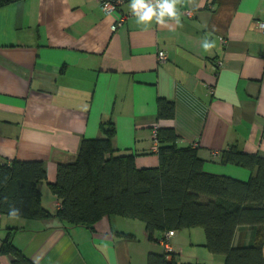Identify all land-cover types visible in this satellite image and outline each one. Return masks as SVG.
Segmentation results:
<instances>
[{
    "label": "crops",
    "instance_id": "crops-1",
    "mask_svg": "<svg viewBox=\"0 0 264 264\" xmlns=\"http://www.w3.org/2000/svg\"><path fill=\"white\" fill-rule=\"evenodd\" d=\"M129 5L123 0L126 18L116 31L99 0L0 7V163L41 160L46 180L38 189L52 213L57 165L75 160L82 139L103 137L107 121L113 148L134 155L137 168L158 166V128H172L181 148L195 146L207 173L251 177L220 162L230 146L264 157V0H181L180 25L153 20L146 29ZM205 38L215 42L209 52ZM160 98L174 103L172 119L157 118ZM9 229L36 264H146L148 253L168 249L178 262L224 263L205 247L200 227L174 231L164 244L161 232L148 239L137 219L105 216L91 230L0 214V244ZM255 229L237 228L234 245L252 244Z\"/></svg>",
    "mask_w": 264,
    "mask_h": 264
},
{
    "label": "trees",
    "instance_id": "trees-1",
    "mask_svg": "<svg viewBox=\"0 0 264 264\" xmlns=\"http://www.w3.org/2000/svg\"><path fill=\"white\" fill-rule=\"evenodd\" d=\"M22 0H0V7ZM174 103L160 98L157 118L172 119ZM103 137L82 139L76 158L57 165L56 179L49 184L58 200L52 213L41 201L38 184L46 180L41 160H11L0 163V214L9 216L14 205L18 217L39 220L56 217L64 227L94 225L105 216L137 219L148 239L161 232L200 227L205 247L224 257L223 264H264V157L230 146L222 152V164H234L253 173L246 180L207 173L197 149L177 146L172 128L155 130L158 166L137 168L132 154L113 148L115 128L111 121L100 124ZM241 226L255 227L254 241L235 246ZM13 229L1 240L0 256L11 264H36L12 242ZM146 264H199L178 262L174 252L148 253Z\"/></svg>",
    "mask_w": 264,
    "mask_h": 264
},
{
    "label": "clouds",
    "instance_id": "clouds-1",
    "mask_svg": "<svg viewBox=\"0 0 264 264\" xmlns=\"http://www.w3.org/2000/svg\"><path fill=\"white\" fill-rule=\"evenodd\" d=\"M181 0H130V9L133 16L136 18L137 25H143L146 29L153 20L158 25H167L168 20H173L177 25H180V14L177 5ZM106 8L111 5L106 4ZM202 47L205 52H209L215 47L214 41H209L207 38L203 40ZM20 210L14 205L9 208V216L12 218L18 217Z\"/></svg>",
    "mask_w": 264,
    "mask_h": 264
},
{
    "label": "built area",
    "instance_id": "built-area-1",
    "mask_svg": "<svg viewBox=\"0 0 264 264\" xmlns=\"http://www.w3.org/2000/svg\"><path fill=\"white\" fill-rule=\"evenodd\" d=\"M122 3H123V0H99V4H100L102 11L106 14H110L114 16V23L111 26L112 31H116L119 27H121L126 18V16L122 14L120 11V6ZM106 4L111 5V7L106 8L105 7ZM259 28L262 31H264V22H259ZM158 57L161 61L165 59V55L163 52H159ZM153 141H154V145H157V142L155 140V134L153 136ZM173 234H174V231H169L166 233L165 237L172 236ZM163 243L166 244L165 241Z\"/></svg>",
    "mask_w": 264,
    "mask_h": 264
}]
</instances>
